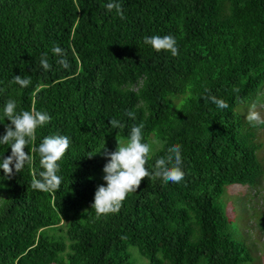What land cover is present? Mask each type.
Instances as JSON below:
<instances>
[{
	"label": "trees",
	"instance_id": "1",
	"mask_svg": "<svg viewBox=\"0 0 264 264\" xmlns=\"http://www.w3.org/2000/svg\"><path fill=\"white\" fill-rule=\"evenodd\" d=\"M106 2L0 0V103L11 96L51 116L29 149L52 132L71 138L58 189H32L38 160L0 181V264H138L131 247L146 264H251L225 198L264 172V125L244 119L249 105L260 113L264 105V0H119L122 15ZM167 33L176 56L143 43ZM54 44L66 49L69 69L55 64ZM45 53L49 71L40 67ZM13 75L31 83L20 88ZM204 88L229 108L202 99ZM109 118L123 127L112 129ZM133 124H143L154 150L149 165L171 143L182 145L184 179L142 178L118 212L97 218L90 203L103 182L104 149L86 154L103 140L114 150Z\"/></svg>",
	"mask_w": 264,
	"mask_h": 264
},
{
	"label": "clouds",
	"instance_id": "2",
	"mask_svg": "<svg viewBox=\"0 0 264 264\" xmlns=\"http://www.w3.org/2000/svg\"><path fill=\"white\" fill-rule=\"evenodd\" d=\"M107 11L116 10L122 15L119 0H107L104 4ZM143 43L156 52L164 50L172 56L178 55L177 40L174 35L151 34L143 36ZM54 62L61 69H69L70 63L67 59L66 49L58 44L51 47ZM40 67L49 71L51 65L47 54H43L40 59ZM12 82L20 88H26L31 80L28 76L13 75ZM238 92V89H233ZM202 99H206L217 109L229 108V104L223 98L212 94L210 89L204 88ZM126 115L135 119L132 111H127ZM246 122L252 127L264 125V117L256 110V105L251 104L244 115ZM5 120L8 123H5ZM51 120L47 111L38 110L34 106L28 109L21 108L17 100L11 96L5 98L0 103V124L4 130L0 132V146H7L10 149L8 155L0 153V181L10 180L21 173L25 167L32 168L34 162L38 160L39 167L33 171L31 187L41 192H49L60 187L62 175L60 174V164L66 150L69 149L71 138L60 132H52L42 135L39 142L31 149L29 145L36 139L37 129L43 128ZM109 125L112 129H120L123 124L120 120L109 118ZM143 124H133L127 133V138L117 141L115 149L109 151L103 146L91 149L86 156L92 157L94 154L104 149L102 156L105 163L102 166L103 183L96 185L90 209H93L97 218L119 211L126 196L135 192L142 178L147 177L149 181H160L162 184H179L184 179L182 145L171 143L164 149V155L157 156L149 165L153 149L144 139L142 134ZM153 141V144H158ZM27 147V151L25 148ZM163 148V145H160ZM146 165H148L146 167Z\"/></svg>",
	"mask_w": 264,
	"mask_h": 264
},
{
	"label": "rangeland",
	"instance_id": "3",
	"mask_svg": "<svg viewBox=\"0 0 264 264\" xmlns=\"http://www.w3.org/2000/svg\"><path fill=\"white\" fill-rule=\"evenodd\" d=\"M261 108L260 114L264 117V105ZM258 136L259 141L263 144L262 149L259 150V157L264 166V127L259 129ZM150 141L152 142V140ZM262 174L259 183L255 186H230L225 198L229 215L237 219L243 234L242 237L251 248L254 258L251 264H264V228L262 226L264 219V172ZM100 183L103 182L99 178ZM130 251L138 264L148 262V259L140 253L137 247H131Z\"/></svg>",
	"mask_w": 264,
	"mask_h": 264
}]
</instances>
